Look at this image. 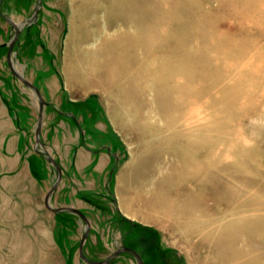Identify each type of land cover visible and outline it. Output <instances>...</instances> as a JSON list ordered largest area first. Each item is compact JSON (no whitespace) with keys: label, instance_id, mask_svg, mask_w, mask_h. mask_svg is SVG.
Segmentation results:
<instances>
[{"label":"rangeland","instance_id":"rangeland-1","mask_svg":"<svg viewBox=\"0 0 264 264\" xmlns=\"http://www.w3.org/2000/svg\"><path fill=\"white\" fill-rule=\"evenodd\" d=\"M9 21L87 260L264 264V0H0V264H89ZM147 52L202 92L189 130L176 83L113 85Z\"/></svg>","mask_w":264,"mask_h":264},{"label":"bare ground","instance_id":"bare-ground-1","mask_svg":"<svg viewBox=\"0 0 264 264\" xmlns=\"http://www.w3.org/2000/svg\"><path fill=\"white\" fill-rule=\"evenodd\" d=\"M86 39L88 40V37H86ZM86 40V41H87ZM139 42L136 43H132L131 45L128 46H132V49H134L135 47H137ZM127 48V47H126ZM124 49V48H123ZM131 49V48H130ZM123 51V50H122ZM120 51V52H122ZM186 52H182L181 53V58L182 57H186ZM103 56H102V62H103ZM175 59H172L171 57L165 56V55H160L159 53H155V52H147L144 57H138V56H131V57H126L124 60H122L121 62L116 63V65H113L112 63L107 64L110 67V70H112V74H122L123 71H125L126 73V77L128 79L131 78V80L125 79L122 83L119 80L113 81L115 85V88H120V89H126L131 86L132 84L135 85H140L143 83H148L150 85L153 86H168L170 82H174L176 83V85H174L175 89H183V92L181 93H176V102L172 103L176 106V109L179 110V115L177 117L174 118V122L173 125H177L176 123H178L179 118H181V122L179 125L180 127L178 129H184V130H189V125H191L192 122L201 119V114H194V113H189L188 108H189V101L192 100V95H196L198 97V94L200 96V94L202 92L199 93L196 91H192L193 89L191 87H189L190 85H184V88H180V86H178L179 84H181L179 81L182 80L184 81V76L185 78H189V75L186 73V71H184L183 75L181 78H178L175 80L176 76L172 78L173 73L172 70L174 69V67H176V63ZM175 62V63H174ZM188 62H191V59L188 60ZM192 62H194V60H192ZM199 63V62H198ZM197 63V64H198ZM191 64V63H190ZM195 64V63H194ZM200 65V64H199ZM105 66V65H104ZM103 66V67H104ZM98 68V67H97ZM90 71L94 72L95 70L90 69ZM134 72L135 75H137L135 78H133L132 76L128 77V72ZM169 79V81H168ZM188 79H186L185 81H187ZM201 80H203V76L195 79L196 82L200 83ZM137 82V83H136ZM191 94V96H190ZM181 97V99L179 100V97ZM170 104V103H169ZM174 106V107H175ZM195 109H193V112ZM44 112V111H43ZM189 113V115H187ZM193 117L196 118L194 121ZM191 121V122H190ZM190 122V123H188ZM193 127H196V125H194Z\"/></svg>","mask_w":264,"mask_h":264},{"label":"water","instance_id":"water-1","mask_svg":"<svg viewBox=\"0 0 264 264\" xmlns=\"http://www.w3.org/2000/svg\"><path fill=\"white\" fill-rule=\"evenodd\" d=\"M9 23L12 25V27L15 29V38L13 40V42L10 44L9 48H8V52H7V56H6V59H7V64L10 68V71L12 73V75L14 77H16L19 81H21L26 87L30 88L31 90H33L36 94V96L38 97L39 99V112H38V123H37V126H36V144H39L43 153L42 154L41 152H38L40 153L41 155H43V157L47 160L48 163H50L51 165H53V167L57 170L58 172V179H57V182L55 183V185L49 190V192L46 194V197H45V206L47 209L51 210L52 212L54 213H58V212H70V213H73V214H76L77 216L80 217L81 220H83L86 224V229H85V232L80 240V244H79V256L82 260H84L85 262L89 263V264H106L109 262L110 259L116 257L117 255L119 254H122V253H130L132 255H134L138 261V264H143L140 257L134 252L132 251L131 249L127 248V247H122L121 249L117 250L115 253H113L110 257H108L107 260H105L104 262L102 263H94L92 261H89L87 260L83 254H82V246L89 234V229H90V225L87 221V219L85 218V216L78 210V209H75V208H72V207H61V208H58V209H52L50 206H49V198L50 196L52 195V193L57 189L60 181H61V178H62V172H61V169H60V166L58 165V163L56 161H54V159H52L50 157V155L45 151L44 149V146L42 143H40V139H39V136H40V130H41V127H42V116H43V107L47 104L43 99H42V96L40 94V91L34 86L32 85L30 82L26 81L20 74H18L15 70H14V67L13 65L11 64V61H10V54L12 52V49H13V46H14V43L15 41L17 40L18 38V34H19V30L17 28V26L15 24H13L11 21H9Z\"/></svg>","mask_w":264,"mask_h":264},{"label":"crops","instance_id":"crops-1","mask_svg":"<svg viewBox=\"0 0 264 264\" xmlns=\"http://www.w3.org/2000/svg\"><path fill=\"white\" fill-rule=\"evenodd\" d=\"M85 149H86V148H85ZM87 150H88V149H86V151H87ZM87 152H88V154L96 155V152H92V151H89V150H88ZM76 156H77V155H75V160H76ZM105 168H107V167H103V168H101V169L104 170ZM73 185H74V184H73ZM75 186H76V185H75ZM73 187H74V186H73ZM128 219H129V218H128Z\"/></svg>","mask_w":264,"mask_h":264},{"label":"flooded vegetation","instance_id":"flooded-vegetation-1","mask_svg":"<svg viewBox=\"0 0 264 264\" xmlns=\"http://www.w3.org/2000/svg\"><path fill=\"white\" fill-rule=\"evenodd\" d=\"M129 249H131V248H129ZM131 250L134 251L133 249H131ZM134 252L140 257L141 254L139 255L136 251H134ZM129 254H130V253H129ZM131 255H132V254H131ZM133 257H135V256L133 255ZM135 259H136V257H135ZM140 259H141V257H140ZM141 261H142V260H141ZM142 263H143V264H146L144 261H142Z\"/></svg>","mask_w":264,"mask_h":264}]
</instances>
